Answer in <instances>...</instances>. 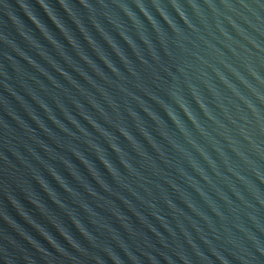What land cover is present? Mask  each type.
Instances as JSON below:
<instances>
[{
    "label": "water",
    "instance_id": "1",
    "mask_svg": "<svg viewBox=\"0 0 264 264\" xmlns=\"http://www.w3.org/2000/svg\"><path fill=\"white\" fill-rule=\"evenodd\" d=\"M0 264H264V0H0Z\"/></svg>",
    "mask_w": 264,
    "mask_h": 264
}]
</instances>
